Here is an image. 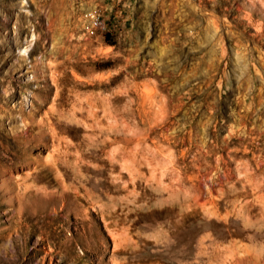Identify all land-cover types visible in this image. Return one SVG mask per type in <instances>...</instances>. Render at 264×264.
I'll return each instance as SVG.
<instances>
[{"label": "rangeland", "instance_id": "1", "mask_svg": "<svg viewBox=\"0 0 264 264\" xmlns=\"http://www.w3.org/2000/svg\"><path fill=\"white\" fill-rule=\"evenodd\" d=\"M0 264H264V0H0Z\"/></svg>", "mask_w": 264, "mask_h": 264}, {"label": "built area", "instance_id": "2", "mask_svg": "<svg viewBox=\"0 0 264 264\" xmlns=\"http://www.w3.org/2000/svg\"><path fill=\"white\" fill-rule=\"evenodd\" d=\"M89 17H90L91 20H94L93 23H97V22L95 21V18L93 17V15H91V16H89Z\"/></svg>", "mask_w": 264, "mask_h": 264}]
</instances>
